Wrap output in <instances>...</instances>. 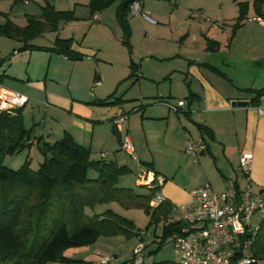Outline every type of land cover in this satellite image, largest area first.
<instances>
[{
  "label": "crops",
  "instance_id": "1",
  "mask_svg": "<svg viewBox=\"0 0 264 264\" xmlns=\"http://www.w3.org/2000/svg\"><path fill=\"white\" fill-rule=\"evenodd\" d=\"M167 1L142 0L137 12L131 5V52L121 44L117 4L91 13L89 0H52L56 10L72 11L74 18L27 43L0 35L1 82L28 97L21 116L31 131L30 164V149L40 153V144H52L68 132L89 150L91 160L126 166L134 186L146 191L129 184L123 188L148 195L151 189L138 180L141 172L162 176L155 192L171 206L187 203L190 191L206 183L217 193L233 184L264 190V114L249 104L253 95L247 92L264 86V74L254 72L255 65H264V17L250 7L233 32L237 1L251 5L249 0L233 2L230 15L199 6L211 23L193 18L187 2ZM43 5L42 0H0V25L10 20L23 28L28 18L41 16ZM144 11L153 21L142 16ZM56 39H72L80 58L52 50ZM177 100L184 105L175 112L166 103ZM237 102L247 105H232ZM119 110L129 116L116 129L112 119ZM126 134L134 156L121 148ZM188 141H201L206 150L187 153ZM242 152L252 154L248 176L239 168ZM153 236L158 237L157 227Z\"/></svg>",
  "mask_w": 264,
  "mask_h": 264
},
{
  "label": "trees",
  "instance_id": "2",
  "mask_svg": "<svg viewBox=\"0 0 264 264\" xmlns=\"http://www.w3.org/2000/svg\"><path fill=\"white\" fill-rule=\"evenodd\" d=\"M141 1L89 0L88 7L91 13H96L117 3L115 17L122 32L121 44L131 52L129 14L131 5ZM237 2L239 10L233 32L243 25L250 7L257 16L264 17V0H254L251 5L248 1ZM73 18L72 11H58L52 0H44L40 17L28 18L23 28L7 20L0 25V35L27 43L46 30L56 31L61 21ZM72 44V39H56L52 50L68 59H78L80 55ZM208 49H212L211 44ZM247 92L253 95L249 104L256 106L264 97V86ZM30 136L31 131L23 126L21 109L0 113V264H72L77 261L64 256L70 248L93 245L100 236L124 234L129 238L138 234L130 219L112 209L88 214L87 210L93 211L101 204L119 202L124 207L141 208L156 224L169 215L170 204L163 202L156 208L149 205L155 189L141 195L130 188L118 187L119 179L129 174V169L91 160L89 150L68 132L52 144L39 145L43 161L36 170L27 160L17 170L4 166L7 155L29 146ZM89 170L96 172L95 179L88 178ZM177 225L162 227L159 247ZM258 225L252 246L256 261L252 264H264V216Z\"/></svg>",
  "mask_w": 264,
  "mask_h": 264
},
{
  "label": "built area",
  "instance_id": "3",
  "mask_svg": "<svg viewBox=\"0 0 264 264\" xmlns=\"http://www.w3.org/2000/svg\"><path fill=\"white\" fill-rule=\"evenodd\" d=\"M132 8L138 11V3ZM142 16L153 21L149 12H142ZM193 18H202V15L192 13ZM264 97L260 98V102ZM28 102V97L18 91L5 87L0 76V113H11L22 109ZM166 105L178 112L184 105L183 100L175 104ZM260 115L264 114V105L255 106ZM129 114L119 110L112 122L116 129L128 119ZM121 148L130 156H134V146L126 134L122 138ZM206 150L201 142L188 141L185 151L196 155ZM102 156H106L105 153ZM252 164V154L242 152L239 155V168L243 175L248 176ZM139 183L149 189L157 190L164 182L159 175H152L149 171H142L138 177ZM159 192L150 199L151 207H158L165 202ZM257 215L264 216V192L254 193L250 184L240 189L234 184L217 193L206 183L190 191V200L181 205H172L167 218L163 219L162 226L178 224L169 235L166 242L173 243L175 264H252L256 261L252 246L259 225H253L252 219ZM144 245L135 248L134 264H143ZM142 254V255H141ZM100 264H115L113 258L104 256Z\"/></svg>",
  "mask_w": 264,
  "mask_h": 264
},
{
  "label": "rangeland",
  "instance_id": "4",
  "mask_svg": "<svg viewBox=\"0 0 264 264\" xmlns=\"http://www.w3.org/2000/svg\"><path fill=\"white\" fill-rule=\"evenodd\" d=\"M42 1L44 3V0ZM57 1L66 2V0H57ZM235 1L237 0H176V1L171 0L169 2H187L193 7V9L191 10V14L199 12L202 15V18H204L206 22L211 23L214 20L209 15L200 12L201 10L198 8L199 6L207 7V8H216V9L221 8L223 12L227 11V13L230 15L231 13H235L234 8H236V6L233 4V2ZM249 1L253 2L254 0H249ZM166 2L168 1L166 0ZM116 4L117 3H114L112 6H115ZM140 36H141V32L137 30L136 43L138 45L140 44V39H139ZM254 68H256L254 72L259 73L258 76L264 74L263 64L260 66L255 65ZM25 112H28L27 108ZM28 150L29 149L24 148L20 151H16L12 155H7L4 159V163H3L4 166L13 170L19 169L27 160ZM28 160L31 161L30 167L34 170H36L39 167L40 163H42L43 161L41 154L35 148L30 149V156ZM136 173L138 175V172ZM96 176L97 174L95 171L89 170L88 178L95 179ZM124 176L122 177L125 178V180L120 181L121 180L120 179L117 186L123 187L129 184L130 186L136 188L134 186V176L129 174ZM137 190L138 192L141 191L144 194L146 191L144 188H140ZM254 193H258V192L255 191ZM106 209H112L114 212L120 214L121 216L130 219L134 223L135 230L138 232V234L133 235L132 237L129 238L126 237L124 234L111 236V237L100 236L96 241V243L93 245L70 248L64 252V256L74 261H77L72 264H99L101 258L104 256H109L113 258L115 264H122V263L134 264L133 259L134 257L137 256L134 254V250L140 244L144 245L143 264H154L159 262H169L175 264V253H174L173 243L166 242L165 244L159 247L160 244L159 234H161L162 231V222H158L157 224L153 222L151 223L152 221L151 215H147L143 209L137 207H124L119 202L101 204L98 205L96 208H94L93 211L91 210H87V211L88 214L91 215L93 212L99 213ZM260 221L261 218L255 215L252 219V224L257 225L260 223ZM155 227H157L158 237L153 236V230ZM146 232L147 234L145 236ZM47 264H61V263L51 262Z\"/></svg>",
  "mask_w": 264,
  "mask_h": 264
},
{
  "label": "water",
  "instance_id": "5",
  "mask_svg": "<svg viewBox=\"0 0 264 264\" xmlns=\"http://www.w3.org/2000/svg\"><path fill=\"white\" fill-rule=\"evenodd\" d=\"M233 106L237 105V106H245L247 105V102H237V103H233Z\"/></svg>",
  "mask_w": 264,
  "mask_h": 264
}]
</instances>
